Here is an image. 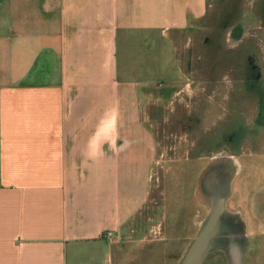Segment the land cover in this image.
Returning <instances> with one entry per match:
<instances>
[{"label": "crops", "instance_id": "0c3cea01", "mask_svg": "<svg viewBox=\"0 0 264 264\" xmlns=\"http://www.w3.org/2000/svg\"><path fill=\"white\" fill-rule=\"evenodd\" d=\"M208 7L0 0V264H114L124 254L106 232L122 235L143 208L159 155L140 95L185 88L170 32Z\"/></svg>", "mask_w": 264, "mask_h": 264}, {"label": "rangeland", "instance_id": "374dc122", "mask_svg": "<svg viewBox=\"0 0 264 264\" xmlns=\"http://www.w3.org/2000/svg\"><path fill=\"white\" fill-rule=\"evenodd\" d=\"M208 3L193 26L170 32L185 88L160 100L140 95L159 155L114 264H180L210 209L201 177L220 153L237 165L228 208L250 236L244 262L264 264V0ZM149 106L162 108L159 116ZM204 264H229L227 250H213Z\"/></svg>", "mask_w": 264, "mask_h": 264}, {"label": "flooded vegetation", "instance_id": "af4514ba", "mask_svg": "<svg viewBox=\"0 0 264 264\" xmlns=\"http://www.w3.org/2000/svg\"><path fill=\"white\" fill-rule=\"evenodd\" d=\"M236 174V163L231 155L220 153L213 157L201 177L200 188L209 201V208L212 209L226 196L227 211L223 209L213 223L207 224V217L202 219L199 231L201 229L208 234L209 243L205 247L209 250L207 255L213 250L228 248L229 264H245L243 257L250 248V236L245 221L228 208L229 193L232 191V182ZM222 184H226V187Z\"/></svg>", "mask_w": 264, "mask_h": 264}, {"label": "water", "instance_id": "95a60500", "mask_svg": "<svg viewBox=\"0 0 264 264\" xmlns=\"http://www.w3.org/2000/svg\"><path fill=\"white\" fill-rule=\"evenodd\" d=\"M224 187H226V184H222ZM226 197V196H225ZM221 201L216 207L213 209L210 208L209 213L207 214V224L213 223L216 216L225 209L227 211L226 207V199ZM208 234L201 231L198 232L192 243L190 244L187 252L185 253L184 257L182 258L180 264H204V260L206 258V255L209 250H206V246L208 245ZM227 250V253H229L228 248H225Z\"/></svg>", "mask_w": 264, "mask_h": 264}, {"label": "built area", "instance_id": "2783aa9c", "mask_svg": "<svg viewBox=\"0 0 264 264\" xmlns=\"http://www.w3.org/2000/svg\"><path fill=\"white\" fill-rule=\"evenodd\" d=\"M106 235L109 236V237H115V238H117V239H119V240L122 239V238H121V237H122L121 234H119V233L114 234V231H111V230L107 231V232H106Z\"/></svg>", "mask_w": 264, "mask_h": 264}, {"label": "bare ground", "instance_id": "6f19581e", "mask_svg": "<svg viewBox=\"0 0 264 264\" xmlns=\"http://www.w3.org/2000/svg\"><path fill=\"white\" fill-rule=\"evenodd\" d=\"M235 162V161H234ZM236 163V162H235ZM236 167H237V165H236Z\"/></svg>", "mask_w": 264, "mask_h": 264}]
</instances>
